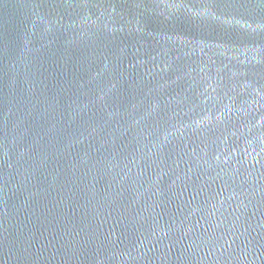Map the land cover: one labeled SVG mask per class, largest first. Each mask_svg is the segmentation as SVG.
I'll return each instance as SVG.
<instances>
[{"label":"water","instance_id":"water-1","mask_svg":"<svg viewBox=\"0 0 264 264\" xmlns=\"http://www.w3.org/2000/svg\"><path fill=\"white\" fill-rule=\"evenodd\" d=\"M0 264H264V0H0Z\"/></svg>","mask_w":264,"mask_h":264}]
</instances>
